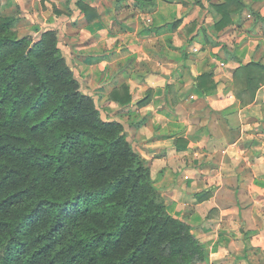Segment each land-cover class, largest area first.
I'll use <instances>...</instances> for the list:
<instances>
[{
    "label": "crops",
    "instance_id": "obj_1",
    "mask_svg": "<svg viewBox=\"0 0 264 264\" xmlns=\"http://www.w3.org/2000/svg\"><path fill=\"white\" fill-rule=\"evenodd\" d=\"M240 1L217 28L225 9L215 5L225 0L143 8L134 0H0L1 13L23 21V34L56 30L81 92L95 97L103 119L123 125L135 151L148 152L153 186L168 209L183 205L170 213L204 247L196 264H264V109L242 111L264 104V0ZM48 3L55 21L42 15ZM108 37H117L111 48ZM141 48L149 60L138 59ZM123 85L130 99L120 104L113 95Z\"/></svg>",
    "mask_w": 264,
    "mask_h": 264
},
{
    "label": "trees",
    "instance_id": "obj_2",
    "mask_svg": "<svg viewBox=\"0 0 264 264\" xmlns=\"http://www.w3.org/2000/svg\"><path fill=\"white\" fill-rule=\"evenodd\" d=\"M230 2L242 4L215 5L225 9L215 27ZM18 21L0 12V264L203 261L192 226L168 211L123 125L103 119L79 89L56 30L19 35ZM122 89L113 98L125 104Z\"/></svg>",
    "mask_w": 264,
    "mask_h": 264
},
{
    "label": "clouds",
    "instance_id": "obj_3",
    "mask_svg": "<svg viewBox=\"0 0 264 264\" xmlns=\"http://www.w3.org/2000/svg\"><path fill=\"white\" fill-rule=\"evenodd\" d=\"M34 6H36V7L39 6V0H37L36 4ZM47 8L49 9V11L43 12L42 15L45 18H48L49 16H51L53 21L57 20L58 18L51 12V8H52V4L51 3L47 4ZM184 11H187V9H184ZM180 14L181 13L179 12V10H177V15H180ZM198 15H199V12L194 13L193 17H191V18H196ZM108 23L110 25L111 17L108 18ZM41 27H43V26H41ZM99 30L102 31V32H107L108 31V29L106 27L105 28H101ZM116 39H117V37H108V38L105 39L104 43H106L109 46V48H111V45H113L116 42ZM150 43H154V41H151ZM58 46L59 47H63V45H61L59 42H58ZM138 59L149 60L150 57H149L148 53L143 51V49L141 48L140 56L138 57ZM102 66L103 67H107V62H104V64ZM193 75L196 76V75H199V73L198 72H193ZM95 86L96 85L94 83L91 85V87H95ZM89 94L91 95V93H89ZM229 95H232V93H229ZM93 99H95V97H93ZM110 107H115V105L114 104L110 105ZM248 109H251L252 113L255 114V115H261V109H264V104L257 105L255 108H253L252 104H248L245 109H242V111H247ZM150 110H153V109H151L150 107L144 109L145 112L150 111ZM262 118H264V117H262ZM184 124L187 125V131L185 132V135H187L188 133L192 132V124L189 121H184ZM181 127H183V125H181ZM138 139H148V137H140ZM135 143H136V141H133V144H135ZM160 143H162V144H164L166 146H171L172 141L171 140H166V141H162ZM191 146H192V144H189V147H191ZM138 155H139L140 159L145 160V161L151 159V157L149 156L148 152H146V151H140ZM209 158H211V157H209ZM181 186H183V185H181ZM193 187H195V182H193ZM182 207H183V205L177 204L174 207L169 208L168 211L172 212V213H176Z\"/></svg>",
    "mask_w": 264,
    "mask_h": 264
},
{
    "label": "rangeland",
    "instance_id": "obj_4",
    "mask_svg": "<svg viewBox=\"0 0 264 264\" xmlns=\"http://www.w3.org/2000/svg\"><path fill=\"white\" fill-rule=\"evenodd\" d=\"M23 21H20L16 26H15V29L17 31V33L19 35H22L23 33H25V27H23ZM35 31V30H34Z\"/></svg>",
    "mask_w": 264,
    "mask_h": 264
}]
</instances>
